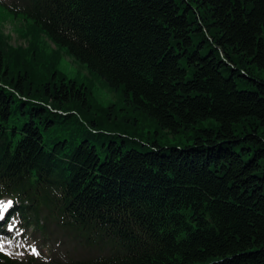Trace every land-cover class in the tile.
Listing matches in <instances>:
<instances>
[{
	"label": "trees",
	"instance_id": "obj_1",
	"mask_svg": "<svg viewBox=\"0 0 264 264\" xmlns=\"http://www.w3.org/2000/svg\"><path fill=\"white\" fill-rule=\"evenodd\" d=\"M0 7L25 42L0 30L5 223L81 250L0 264H264V0ZM63 52L86 83L60 70Z\"/></svg>",
	"mask_w": 264,
	"mask_h": 264
},
{
	"label": "rangeland",
	"instance_id": "obj_2",
	"mask_svg": "<svg viewBox=\"0 0 264 264\" xmlns=\"http://www.w3.org/2000/svg\"><path fill=\"white\" fill-rule=\"evenodd\" d=\"M0 1L8 3L11 0ZM22 24V18H14L0 7V30L9 36L11 45H25V42L17 35L16 31ZM60 70L68 79L76 80L79 84L87 82L88 74L85 68L64 52L61 55ZM92 93L103 104L115 101L114 93L102 83L101 79L93 81ZM158 132L161 134V137H158L160 143L165 144L164 146L173 144L174 139L171 134L161 129ZM8 207L10 208L11 204L7 199L0 201V210H6ZM19 218L18 216L13 217L5 227L1 226L3 219L0 220V251L18 260H25L27 255L32 253L36 257H42L45 261L51 259L58 263L77 258L81 254V250L76 243L65 236L62 231H56L55 228H52L53 234H50L48 238L41 235L40 232H34L31 228L24 227V223L22 224ZM57 232L58 234H56Z\"/></svg>",
	"mask_w": 264,
	"mask_h": 264
},
{
	"label": "snow or ice",
	"instance_id": "obj_3",
	"mask_svg": "<svg viewBox=\"0 0 264 264\" xmlns=\"http://www.w3.org/2000/svg\"><path fill=\"white\" fill-rule=\"evenodd\" d=\"M5 207H7V205H5Z\"/></svg>",
	"mask_w": 264,
	"mask_h": 264
}]
</instances>
